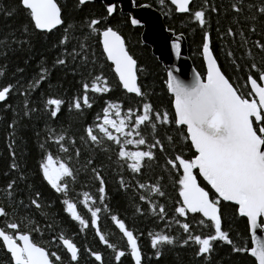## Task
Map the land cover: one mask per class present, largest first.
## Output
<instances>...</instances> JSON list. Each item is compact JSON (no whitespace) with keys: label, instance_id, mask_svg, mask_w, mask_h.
<instances>
[{"label":"snow or ice","instance_id":"snow-or-ice-1","mask_svg":"<svg viewBox=\"0 0 264 264\" xmlns=\"http://www.w3.org/2000/svg\"><path fill=\"white\" fill-rule=\"evenodd\" d=\"M89 2L75 0V7ZM169 2L177 13L187 14L201 28V54L206 65L203 76L195 73L187 83L175 75L173 69H167L165 83L171 94V112L167 108L154 107L139 85L137 60L129 53L119 30L109 22L118 11L117 4L107 3L103 16L86 17L82 26L87 28V35L80 37L71 49L68 44L76 38L77 25L66 22L58 0H15L7 8L0 5L5 17L20 12L28 19V25L22 29V39L11 34L10 43L21 50H30L29 25L33 31L45 33H51L58 26L63 28L62 35L52 45L56 56L50 65L41 57L42 63L36 74L27 79V86L19 81L0 86V102L5 109L12 110L15 115L13 106L7 101L10 94L18 92L23 97V117L31 120L37 113L45 117L39 121L43 127L34 133L40 156L35 176L55 197L54 202L44 203V194L33 185L28 170L18 161L14 147L18 121L13 119L8 124L7 142L8 169L12 176L0 188V247L8 255L9 264H81V248L74 239L77 233L69 236L53 222L56 216L49 209L55 203L60 205L61 213L79 226V232L92 230L99 243L112 250L114 264L126 255L134 264H144L140 246L143 234L128 227L109 207L111 193L105 179L109 167L117 177L118 191L134 193L135 213L142 215L147 210L156 220L164 222L163 228L148 233L157 259L165 246L178 242L181 247H193L195 257L202 264H213L212 257L220 246H226L231 254L249 255L254 258V264H264V237L258 234H264V35L257 32L256 23L257 16L264 18V0L255 5L246 0H229L227 8H217L214 3L203 0L197 9L191 7L192 0ZM164 3L165 0H160L162 6ZM224 12L230 13L236 30L228 26L219 33L217 29L220 39L232 37L235 43V37L239 36L241 47L246 49L244 55L250 61L243 83L239 82L241 78L233 79L225 74L211 47V14ZM241 21L245 22L244 27ZM129 22L133 26L141 24L131 15ZM245 30L248 37H245ZM93 34L102 55L110 62L118 86L139 97L142 103L133 107L124 105L123 101L105 100L94 121L83 128L78 145L76 136L63 126L57 130L55 121L64 110L80 113L91 108L89 93L107 94L112 90L103 71L89 63L95 60V54L89 56L85 41ZM252 34L260 37L251 41L252 47L261 54L259 64L252 48L248 47ZM178 40L179 37L172 42L177 56L181 50ZM4 42L9 43L7 37ZM227 56L239 70L231 51ZM58 67L68 69L77 77V87L67 101L62 95H45L41 91L43 84L49 89L55 87L50 78L52 70ZM143 70L140 66L139 71ZM4 71L5 67L0 66V75ZM16 71L22 73L24 70L17 68ZM33 94L39 95V105L32 99ZM161 129L164 130L162 136L158 134ZM169 132H174L175 138ZM82 148L101 152L109 165L94 163L91 154L80 164ZM185 150L191 155H186ZM160 158L163 159L159 164L160 173L150 181H141L139 177L146 171L155 172L153 166ZM125 171L130 173V178H125ZM82 175L90 183L82 181ZM164 175L172 180L178 191L171 216L165 203L160 202L166 197L162 183ZM198 177L206 182L205 186H201ZM138 202L146 207L142 208ZM222 202H231L235 213L246 218L251 246L238 243L224 227ZM81 208L87 217L81 214ZM101 213L110 215L125 241L123 249L111 243L108 233L101 231ZM37 215L44 220L43 224L36 219ZM173 225L177 226V233H171ZM45 230L50 234L49 240L35 238L42 237ZM181 234L182 239L179 238ZM238 239L247 241L248 238ZM83 251L94 258L93 264H104L101 251L88 247Z\"/></svg>","mask_w":264,"mask_h":264},{"label":"trees","instance_id":"trees-1","mask_svg":"<svg viewBox=\"0 0 264 264\" xmlns=\"http://www.w3.org/2000/svg\"><path fill=\"white\" fill-rule=\"evenodd\" d=\"M135 6L150 5L159 10L164 17V23L168 30L175 32V34H182L187 41L189 58L200 75H204L206 72L204 62L201 54V28L193 21L187 14H178L174 7L170 4L169 0H165L164 5L160 4V0H133ZM209 4L214 3L217 8L223 6L228 7L229 0H208ZM261 0H246V3L258 4ZM15 0H0V5L7 8L9 5L14 4ZM58 3L62 6L64 17L67 23H75L77 25L75 37L71 43L68 44V48L78 43L80 37L87 35V28L83 27L85 18H92L93 16L99 17L105 14V4L102 1L89 2L80 8L75 7V0H58ZM203 3V0H192L191 7L197 9ZM118 11L109 19L111 25L118 29L120 34L125 40L127 49L134 59L137 60L138 68V83L142 90L146 92L147 99L156 108H167L171 112V94L167 92L166 88V70L162 62L158 57L153 54L150 45L146 44L142 40L143 26H133L129 22V13H123L118 3ZM247 15V12L245 13ZM244 21H241V27H244ZM257 32L264 35V18L257 16ZM25 25H28V19L20 12H17L11 16L5 17L3 12H0V66L5 67L3 75H0V86L8 83H14L19 81L21 84L26 85V81L29 77H32L38 71V65L42 63L41 57L50 65L52 60L56 56V50L52 45L57 41L63 33L62 27L53 29L51 33L40 32L38 30L33 31L29 25L30 36V50H21L10 43L14 33L16 39H22V29ZM233 27L236 30V25L231 23L230 13L224 12L223 14H211V34H212V50L215 57L218 60L219 65L227 76L230 78L239 80L243 83V78L248 74V65L250 63L247 56H245L246 49L241 47V40L239 36L235 37V43H233L232 37L225 36L223 40L220 39L219 33H223L226 27ZM249 34L245 30V37ZM5 37L8 38L9 43L5 44ZM260 38L257 34H252L249 39V48H252V54L256 58V62L259 64L261 60V54L252 47L251 41ZM88 45L87 51L91 57L92 53L95 54V60H90L89 63H94L97 69H101L103 74L108 77L109 83L112 85V90L107 94H92L89 93V99L91 102V108H85L82 112L75 111L69 112L64 110L58 119L55 121V127L57 130L61 126L67 128L69 133L75 135L77 138V144L79 145V136L82 134L83 128L94 121L95 116L101 112L105 100L123 101L124 105L137 106L142 103L139 97H135L134 94H128L122 88L118 86L117 78L114 71L110 66V62L106 61V58L102 55V49L99 46L98 39L95 34L86 39ZM79 51V49H77ZM231 51L232 57L239 65V70L236 69L230 62L227 53ZM27 60V63L24 61ZM140 66H143V71H139ZM17 68H22L24 71L17 72ZM77 77H74L68 72L66 68H55L52 70L50 83L55 87L49 89L47 84H43L41 91L47 94L62 95L67 101L74 90ZM62 85V87H60ZM19 87V85H17ZM32 99L37 105L40 103L39 95L33 94ZM13 106L14 112L3 107V102L0 103V188H2L7 181L11 178L12 173L9 172L8 164L10 163L8 155V124L15 119L18 121L16 127V148L17 159L28 170L33 185L38 188L44 194V203L48 201H55V197L51 192L40 183L39 179L35 176L36 165L39 156V149L36 144L35 131L40 130L43 127L42 121L45 119L43 113H37L31 120L27 117H23V97L18 92L10 94L7 101ZM164 130L161 129L158 133L163 135ZM43 135V133H41ZM168 134L173 135L174 132ZM52 151L55 153V148ZM91 154L94 157V163H104L109 165V161L99 151H92L91 148L81 149L80 164H84L87 156ZM186 155H191V152L185 150ZM163 163V159L160 158L159 163L154 165L155 172L148 170L143 176H140L141 181H150L154 179L155 174L160 173L159 164ZM5 172H9L5 175ZM125 178H130V173L124 172ZM82 181L90 183L87 178L82 175ZM105 179L108 191L111 193L109 207L112 209V213H116L120 218L124 219L127 226L137 230L143 235L140 238V246L144 252V264H202L201 260L194 255L193 247L183 246L181 247L177 242L173 246H165L162 256L157 259L154 256V252L150 247V241L148 238L149 232L157 231L164 227V222L156 220L153 215L147 210L144 213L136 214L133 207L135 201V195L133 192H121L118 191L117 177L109 167L105 173ZM198 182L201 186H205L206 182L198 177ZM162 183L165 185L166 197L160 202L165 203L166 211L169 216L173 215L171 207L174 204L178 191L174 188L173 182L167 175H164ZM79 190V189H78ZM7 203V201H4ZM141 203V207L145 208ZM221 209L223 212L224 227L236 239L238 243H245L246 246L250 245V233L247 230L246 218L239 216L235 213V206L230 202H222ZM35 211V210H31ZM49 211L56 216L53 221L59 225L66 234L69 236L72 233H77L74 239L78 246L81 248L80 259L81 264H93L94 258L90 257L83 251L85 247L92 250H98L103 253L104 264H114L113 252L107 249L106 246L99 243L98 238L94 235V232L90 229H85L83 232H79V226L74 222H71L65 214L60 212V205L55 203ZM81 214L87 217V213L82 208ZM36 219L40 220L41 224L44 220L37 215ZM99 227L102 232L108 233V238L111 243L116 244L119 248L125 247V241L121 238L118 229L110 220V215L101 213L99 220ZM171 233H177V226L173 225L170 229ZM206 231V230H205ZM239 238L247 237V241H243ZM38 240L46 241L50 239V234L45 230L42 237H35ZM179 238H183L182 234ZM62 255V253H59ZM213 264H254V258L249 255H236L231 254L226 246H220L217 248L216 255L212 257ZM0 264H9L8 255L5 250L0 247ZM117 264H134L130 256L126 255L121 258V262Z\"/></svg>","mask_w":264,"mask_h":264},{"label":"water","instance_id":"water-1","mask_svg":"<svg viewBox=\"0 0 264 264\" xmlns=\"http://www.w3.org/2000/svg\"><path fill=\"white\" fill-rule=\"evenodd\" d=\"M97 1H102L105 6L109 2L118 3L123 13H129L131 16L140 20L141 24L139 25L143 26V42L150 45L153 54L158 57L159 61L162 62L167 69H173L174 74L180 79L187 83L191 81L195 73H198L187 57L188 49L185 36L167 30L164 18L159 10L150 5L146 7H137L134 5L133 0H90V2ZM177 37H179L178 42L181 45L179 56H177L172 49V42L177 40ZM258 234L264 237V234Z\"/></svg>","mask_w":264,"mask_h":264},{"label":"bare ground","instance_id":"bare-ground-1","mask_svg":"<svg viewBox=\"0 0 264 264\" xmlns=\"http://www.w3.org/2000/svg\"><path fill=\"white\" fill-rule=\"evenodd\" d=\"M174 7V6H173ZM161 13V12H160ZM179 14V13H178ZM163 16V15H162ZM164 18V17H163ZM167 28V27H166ZM168 30V29H167ZM171 31V30H170ZM188 49V48H187ZM188 51V50H187ZM187 57H188V59L190 60V58H189V55H188V53H187ZM191 61V60H190ZM192 63V62H191ZM164 68H165V70H166V72H167V68H166V66L164 65ZM231 203V202H230Z\"/></svg>","mask_w":264,"mask_h":264}]
</instances>
